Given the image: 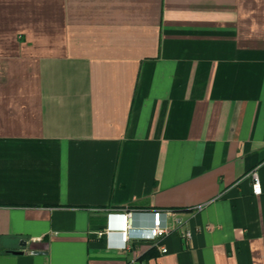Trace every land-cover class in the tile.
Instances as JSON below:
<instances>
[{"label": "crops", "instance_id": "1", "mask_svg": "<svg viewBox=\"0 0 264 264\" xmlns=\"http://www.w3.org/2000/svg\"><path fill=\"white\" fill-rule=\"evenodd\" d=\"M0 264H264V0H0Z\"/></svg>", "mask_w": 264, "mask_h": 264}, {"label": "built area", "instance_id": "2", "mask_svg": "<svg viewBox=\"0 0 264 264\" xmlns=\"http://www.w3.org/2000/svg\"><path fill=\"white\" fill-rule=\"evenodd\" d=\"M252 190L255 195L260 193L259 181L255 173L252 174ZM202 207L196 208V211L201 210ZM122 221L120 227L121 240L124 244H128L131 240L139 239L146 241H155L159 238L164 237L172 232L170 228H162L160 226L159 214H154V222L150 228H134L132 226V215L131 211H123L120 213ZM182 237L188 239L192 236V233L189 231H180ZM166 249L162 248L161 252L166 253Z\"/></svg>", "mask_w": 264, "mask_h": 264}, {"label": "water", "instance_id": "3", "mask_svg": "<svg viewBox=\"0 0 264 264\" xmlns=\"http://www.w3.org/2000/svg\"><path fill=\"white\" fill-rule=\"evenodd\" d=\"M14 253H18V252H14Z\"/></svg>", "mask_w": 264, "mask_h": 264}]
</instances>
